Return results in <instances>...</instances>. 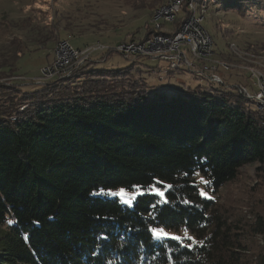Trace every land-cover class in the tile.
<instances>
[{"label":"trees","instance_id":"16d2710c","mask_svg":"<svg viewBox=\"0 0 264 264\" xmlns=\"http://www.w3.org/2000/svg\"><path fill=\"white\" fill-rule=\"evenodd\" d=\"M122 1L151 15L166 0ZM182 9L176 28L187 16ZM54 29L32 51L54 41ZM145 30L143 37L148 24ZM11 46L0 62V77L8 79L0 81V264H264L263 206L231 213L224 202L200 196L193 175L199 172L216 193L245 165L264 166V116L248 100L211 84L151 93L140 57L124 56L130 63L122 68L96 67L112 50L85 61L69 82L56 78L22 90L10 74L31 50L19 37ZM155 180L164 181L160 188L173 185L165 193L175 202V211L166 212L170 229L180 230L186 219L202 244L189 249L152 238L150 227L165 226L149 215L165 207L150 206L155 195L138 196L129 208L93 194Z\"/></svg>","mask_w":264,"mask_h":264},{"label":"rangeland","instance_id":"374dc122","mask_svg":"<svg viewBox=\"0 0 264 264\" xmlns=\"http://www.w3.org/2000/svg\"><path fill=\"white\" fill-rule=\"evenodd\" d=\"M252 1L253 3L247 7L235 8L225 7L224 4L215 1L203 13L202 25L211 37L215 55L220 56L225 62L245 63L229 51V43H234L242 52L253 53L252 57L264 55V0ZM200 13L196 12L198 16ZM150 20L149 11L127 6L122 0H0V62L9 58L12 50L11 40L15 37L21 38L31 52H25L18 58L16 71L10 74V79L15 81L20 89L22 87V90L35 89V81L27 83L26 79L34 80L39 76L40 69L52 62L53 49L58 39H68L72 46L80 48L97 42L114 44L129 39L126 34L134 33L137 29L139 32L135 34L136 38L143 37L145 25H149ZM54 25L56 41L32 51L38 47L35 40L40 38L41 34H46ZM166 26L170 28L171 24L166 23ZM101 53H92L90 60L98 59ZM137 60L140 62L138 65L140 75L151 93L162 92L163 89L172 91L182 85L193 89L197 85L210 86L206 79H200L195 74L168 71V62L164 60L145 56ZM258 61L264 64L263 58ZM129 63V59L113 52L108 59L98 62L96 67L122 68ZM159 73L162 79L159 78ZM222 74L230 85L243 84L248 76V72L240 67L226 69ZM4 77H0V81L8 80ZM254 77L256 76H251ZM171 91H166V94H170ZM251 107L254 108L252 104ZM197 180L199 176L196 177ZM197 185L209 196L224 202L231 213L247 211L246 206L264 208V166H259L258 163L242 167L237 178L216 193L207 191L206 184ZM127 191L134 192L136 189ZM166 230L182 235L180 230L170 228ZM189 234L191 235L190 232ZM258 239L261 241L260 237ZM184 242L190 243L187 240Z\"/></svg>","mask_w":264,"mask_h":264},{"label":"built area","instance_id":"2783aa9c","mask_svg":"<svg viewBox=\"0 0 264 264\" xmlns=\"http://www.w3.org/2000/svg\"><path fill=\"white\" fill-rule=\"evenodd\" d=\"M214 2L215 0H166L153 9L150 31L141 39H126L114 44L97 42L80 48L72 46L68 39L60 38L53 49L52 62L40 69L35 83L42 84L56 78L69 82L82 64L90 60L92 53L112 50L127 57L145 56L164 60L168 62V71H186L200 79H206L214 87H231L264 116V64L258 61L264 59V55L252 57L253 53L242 52L234 43L228 44L229 51L245 63L225 62L215 55L211 37L202 25L203 13ZM183 5L187 16L181 19L176 28L174 22L182 16ZM197 11L201 12L200 16L196 14ZM166 23H170L171 27L168 28ZM233 67L245 69L248 72L247 81L245 79L243 84L232 85L226 82L222 73ZM159 78H163L161 74ZM15 117L11 115L10 120H15Z\"/></svg>","mask_w":264,"mask_h":264},{"label":"snow or ice","instance_id":"6c2138e0","mask_svg":"<svg viewBox=\"0 0 264 264\" xmlns=\"http://www.w3.org/2000/svg\"><path fill=\"white\" fill-rule=\"evenodd\" d=\"M183 175L187 176L188 173H183ZM193 175L199 176V180L195 181L196 184H200V183L209 184L210 183L209 180L205 179L203 176H200L199 172H194ZM157 184H164V181L155 180V182L149 184L145 188H142L141 185H139V184L132 185L131 187L136 189V191H134V192H129L125 188L121 187L117 191H112L109 189L107 192H105L104 189H101L100 192L93 193V194L94 195H104V196L110 197V198L111 197H118L119 202L123 203L124 205L128 206L129 208L133 207V203H134V201H136L138 196H144L146 193L160 197L159 200H157L155 203L151 204L150 206L153 209H156L158 205H164L165 207H161L156 214L149 213V215L152 216V221L154 223L162 224L165 226L150 227L149 231L151 232L152 238L157 240V241H161V242H164L167 239L175 240V241L180 243L181 247H186L189 249H191L193 247V245L196 243L202 244L203 243L202 240H196V238L194 236L189 234V227H188V222L186 219L184 221H182V223L184 225L180 229V231L182 232V235L166 230V228H170V227L174 226L170 217H168L166 215V212L175 211V202L170 200L165 195L166 191L173 188V185L172 184H165V187L162 190L160 187H157ZM198 193L200 196L205 197L207 199H214V197L209 196V194L203 188H200L198 190ZM181 203L184 205H189L192 203V201L184 199L181 201ZM8 223L11 224V223H13V221L9 220ZM197 227H202V225H197ZM185 240L190 241V243L185 244L184 243ZM176 250L177 249L168 248V252H174ZM93 255H95V253H93ZM153 260H155V257H153ZM109 264H111L110 261H109Z\"/></svg>","mask_w":264,"mask_h":264},{"label":"water","instance_id":"95a60500","mask_svg":"<svg viewBox=\"0 0 264 264\" xmlns=\"http://www.w3.org/2000/svg\"><path fill=\"white\" fill-rule=\"evenodd\" d=\"M160 74V73H159ZM162 79V78H161Z\"/></svg>","mask_w":264,"mask_h":264}]
</instances>
